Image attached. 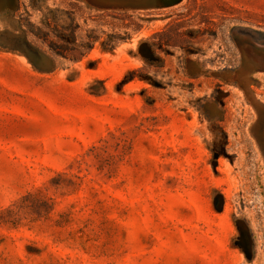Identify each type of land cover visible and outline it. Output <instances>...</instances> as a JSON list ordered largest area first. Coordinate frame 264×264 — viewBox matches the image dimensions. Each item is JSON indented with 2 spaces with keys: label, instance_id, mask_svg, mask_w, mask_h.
Segmentation results:
<instances>
[{
  "label": "rangeland",
  "instance_id": "374dc122",
  "mask_svg": "<svg viewBox=\"0 0 264 264\" xmlns=\"http://www.w3.org/2000/svg\"><path fill=\"white\" fill-rule=\"evenodd\" d=\"M170 3L0 0V264H264V0Z\"/></svg>",
  "mask_w": 264,
  "mask_h": 264
},
{
  "label": "clouds",
  "instance_id": "9594fccd",
  "mask_svg": "<svg viewBox=\"0 0 264 264\" xmlns=\"http://www.w3.org/2000/svg\"><path fill=\"white\" fill-rule=\"evenodd\" d=\"M61 78L62 79H66V75L62 73L61 74ZM200 139H201V142H203L204 137H200ZM207 140H208V143L212 142V134H211V132L207 133Z\"/></svg>",
  "mask_w": 264,
  "mask_h": 264
},
{
  "label": "bare ground",
  "instance_id": "6f19581e",
  "mask_svg": "<svg viewBox=\"0 0 264 264\" xmlns=\"http://www.w3.org/2000/svg\"><path fill=\"white\" fill-rule=\"evenodd\" d=\"M162 1H163L164 4H168V3L173 2L175 0H168V1L167 0H162Z\"/></svg>",
  "mask_w": 264,
  "mask_h": 264
},
{
  "label": "water",
  "instance_id": "95a60500",
  "mask_svg": "<svg viewBox=\"0 0 264 264\" xmlns=\"http://www.w3.org/2000/svg\"><path fill=\"white\" fill-rule=\"evenodd\" d=\"M168 1V0H167ZM171 4V3H170Z\"/></svg>",
  "mask_w": 264,
  "mask_h": 264
}]
</instances>
